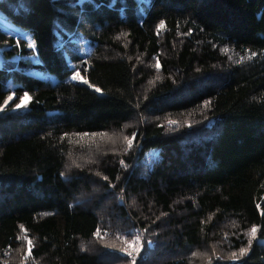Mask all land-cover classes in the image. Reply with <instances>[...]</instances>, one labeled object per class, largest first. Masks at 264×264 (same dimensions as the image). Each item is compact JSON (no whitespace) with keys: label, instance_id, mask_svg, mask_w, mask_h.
<instances>
[{"label":"trees","instance_id":"obj_1","mask_svg":"<svg viewBox=\"0 0 264 264\" xmlns=\"http://www.w3.org/2000/svg\"><path fill=\"white\" fill-rule=\"evenodd\" d=\"M0 21V264H112L89 244L124 221L155 235L144 264H192L234 225L264 239V0H0ZM138 117L128 155L85 158Z\"/></svg>","mask_w":264,"mask_h":264},{"label":"rangeland","instance_id":"obj_2","mask_svg":"<svg viewBox=\"0 0 264 264\" xmlns=\"http://www.w3.org/2000/svg\"><path fill=\"white\" fill-rule=\"evenodd\" d=\"M3 25H7L8 27H15L13 23L9 21H0ZM4 22V23H3ZM67 36H62V32L57 27V42L66 41L70 48L74 51H77L81 54L89 53L92 50V45L88 37L79 32H67ZM24 38L28 40V43L31 46H34L32 37L27 32H22ZM18 56H14L10 58L9 61L18 60ZM30 59L33 62H37L38 58L36 54L33 53L30 56ZM6 60L3 58L2 54L0 53V66L4 64ZM75 65L74 63H72ZM87 64L84 61H80L78 66L74 67L73 72L66 77V80L70 83L76 82H85L87 81L86 73H87ZM159 62L155 65V70H160ZM40 75L50 76L51 78H55L53 74L50 73H40ZM55 80V79H54ZM8 85L11 88L15 87V84L9 82ZM27 96L28 99L21 104V107L24 108L30 99V96L25 93L22 96ZM11 99L13 98V94H11ZM21 99V100H22ZM10 100V99H9ZM21 103V101H20ZM19 103V104H20ZM17 108V107H16ZM139 123V117L136 120H133L130 124L124 127V129L120 131H113V132H105L97 135H92L87 138L86 142H91L90 147L88 148V153L86 154L85 158L95 164L96 156L100 155L102 158H106L109 155H112L116 158H121L123 155H128L130 151L133 150V143H132V132H129V129L134 127L136 124ZM169 123V122H168ZM175 125V123H171ZM96 155V156H95ZM158 156V153L155 150H151L146 154L145 161L143 162V166H149ZM99 162V160H97ZM124 165L128 166V161H124ZM92 172H94L91 169ZM99 176V175H98ZM97 189L103 193L105 190L104 184L100 183V186H97ZM113 196V195H112ZM111 196V197H112ZM111 197L105 194L106 200L111 199ZM111 226V229L114 230L117 228L115 233L107 232V230H102L98 232L97 236L95 237V241L89 244L91 250L96 252H101L108 250L109 255L106 257V260L110 261L112 264H144L147 263L148 260L151 258L150 250L154 245L153 241L154 236L153 233L147 231L145 229L137 228L136 225H133L131 222L124 221L122 225H117L115 228ZM255 228V227H253ZM249 229L245 236L240 237V230L237 225L231 226L230 229L226 230L223 234L222 241L216 240L211 245H206L201 250L194 255V260L192 264H234L238 260L242 258L243 255L248 252L251 248V245L254 242H261L264 244V239H260L257 236V228L256 232L253 233L252 229ZM106 235L103 239V237ZM235 237L238 239L237 243H242L239 248H237L236 244H234V240L231 237ZM105 241L104 245L102 240ZM98 241H101L100 243ZM235 245V246H234ZM241 249H246L247 251L241 255ZM106 252V251H105ZM24 254L27 256V251L25 249ZM235 254V257L233 256ZM106 255V254H105ZM25 261H29L28 259H24ZM22 264H24L22 262ZM25 264H29L26 262Z\"/></svg>","mask_w":264,"mask_h":264},{"label":"snow or ice","instance_id":"obj_3","mask_svg":"<svg viewBox=\"0 0 264 264\" xmlns=\"http://www.w3.org/2000/svg\"><path fill=\"white\" fill-rule=\"evenodd\" d=\"M86 82H87V81H85V83H86ZM97 91H99V89H97ZM9 99H11V98H9ZM27 99H28L27 96L23 97V99L21 100V103H20V104H17L16 107H17V108L21 107V104H22L24 101H26ZM252 232L255 233V232H256V229L253 228V229H252ZM246 251H247L246 249H241V255H243ZM233 256L235 257V254H233ZM133 264H135L134 261H133Z\"/></svg>","mask_w":264,"mask_h":264}]
</instances>
